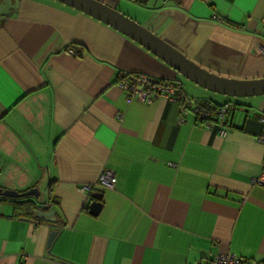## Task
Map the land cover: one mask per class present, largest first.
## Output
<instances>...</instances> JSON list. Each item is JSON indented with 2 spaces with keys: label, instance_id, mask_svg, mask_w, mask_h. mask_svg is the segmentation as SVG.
<instances>
[{
  "label": "crops",
  "instance_id": "1",
  "mask_svg": "<svg viewBox=\"0 0 264 264\" xmlns=\"http://www.w3.org/2000/svg\"><path fill=\"white\" fill-rule=\"evenodd\" d=\"M18 1L0 16V264L264 260V185L255 183L264 173V96L214 94L87 14ZM98 1L211 73L264 79V0ZM123 72L235 103L227 136L193 113L180 123L176 103H128L117 87ZM105 170L116 174L114 190L96 186Z\"/></svg>",
  "mask_w": 264,
  "mask_h": 264
},
{
  "label": "water",
  "instance_id": "2",
  "mask_svg": "<svg viewBox=\"0 0 264 264\" xmlns=\"http://www.w3.org/2000/svg\"><path fill=\"white\" fill-rule=\"evenodd\" d=\"M78 10L110 26L121 34L140 44L146 50L162 60L171 69L191 83L209 91L230 98H250L264 96V79L237 80L218 76L202 68L183 53L176 50L167 42L159 38L146 27L138 24L130 17L124 15L98 0H53ZM18 0H0V16L9 15L10 11H17ZM38 190H32L29 195H38ZM101 204L93 203L91 211L97 215ZM45 219L49 220L48 217ZM58 233L52 232L48 247L51 248Z\"/></svg>",
  "mask_w": 264,
  "mask_h": 264
},
{
  "label": "built area",
  "instance_id": "3",
  "mask_svg": "<svg viewBox=\"0 0 264 264\" xmlns=\"http://www.w3.org/2000/svg\"><path fill=\"white\" fill-rule=\"evenodd\" d=\"M262 30L264 34V18L262 21ZM261 53L264 54V48L261 50ZM70 54L76 55L77 53L75 50H70ZM117 87L125 93L128 103L136 101L141 104H148L159 100L176 103L181 106L182 117L180 123L185 121L184 116L193 113L206 130H215L220 137L227 136L230 117L237 109L235 103L228 102L215 112L206 110L199 106L195 99L187 96L184 85L181 82L158 79L146 74L123 72L118 78ZM259 122L264 126V115L260 117ZM258 141L264 144V134L258 137ZM255 183L264 185V173ZM116 184V174L111 170H105L96 186L114 190ZM92 189L93 186H85L82 188L83 191H91ZM50 195L51 191L47 192V196ZM51 206L52 203L48 200L45 207L49 208ZM199 264H264V260L249 261L226 253L219 254L210 260L201 261Z\"/></svg>",
  "mask_w": 264,
  "mask_h": 264
},
{
  "label": "trees",
  "instance_id": "4",
  "mask_svg": "<svg viewBox=\"0 0 264 264\" xmlns=\"http://www.w3.org/2000/svg\"><path fill=\"white\" fill-rule=\"evenodd\" d=\"M174 1H176L177 3H180L181 0H174ZM137 2H139L142 5H147L149 0H137ZM196 101H197L199 106L203 107L206 110L212 111V112H215L216 110H218L219 108H221L222 106H224L226 104L225 103L223 105H218L212 101H207V100H196Z\"/></svg>",
  "mask_w": 264,
  "mask_h": 264
},
{
  "label": "rangeland",
  "instance_id": "5",
  "mask_svg": "<svg viewBox=\"0 0 264 264\" xmlns=\"http://www.w3.org/2000/svg\"><path fill=\"white\" fill-rule=\"evenodd\" d=\"M166 80V79H165Z\"/></svg>",
  "mask_w": 264,
  "mask_h": 264
}]
</instances>
